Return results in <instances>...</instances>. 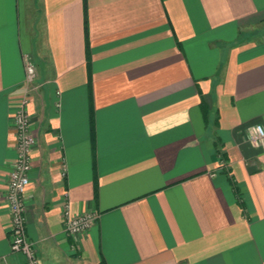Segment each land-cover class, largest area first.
<instances>
[{
    "label": "crops",
    "instance_id": "obj_1",
    "mask_svg": "<svg viewBox=\"0 0 264 264\" xmlns=\"http://www.w3.org/2000/svg\"><path fill=\"white\" fill-rule=\"evenodd\" d=\"M25 54L40 264H264V0H0V264Z\"/></svg>",
    "mask_w": 264,
    "mask_h": 264
},
{
    "label": "built area",
    "instance_id": "obj_2",
    "mask_svg": "<svg viewBox=\"0 0 264 264\" xmlns=\"http://www.w3.org/2000/svg\"><path fill=\"white\" fill-rule=\"evenodd\" d=\"M25 79L24 88L20 93L18 105L13 117V129L15 132L17 146V156L15 168L11 170L9 176L8 193L5 196L8 210L11 215V249L14 252H21L26 257L25 264H40L36 248L27 237L26 228V203L25 196L29 188L30 172L33 166V151L38 143V138L32 129V119L30 112V93L37 79L35 62L30 55L25 54ZM251 142L254 146H264V128L257 125L253 128ZM64 222L66 233L75 235L89 230L95 219L92 213H74L71 202L64 203Z\"/></svg>",
    "mask_w": 264,
    "mask_h": 264
}]
</instances>
